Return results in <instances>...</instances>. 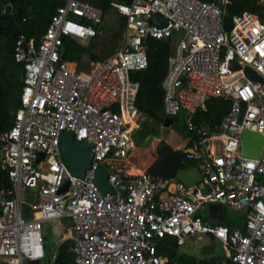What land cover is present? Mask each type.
Returning a JSON list of instances; mask_svg holds the SVG:
<instances>
[{"label":"built area","instance_id":"1","mask_svg":"<svg viewBox=\"0 0 264 264\" xmlns=\"http://www.w3.org/2000/svg\"><path fill=\"white\" fill-rule=\"evenodd\" d=\"M228 2L114 0L112 9L126 23L123 40L89 78L71 71L61 54L65 38L89 42L100 35L96 27L104 14L89 0H62L39 42L19 36L15 60L24 67L25 106L1 136L0 166L11 186L0 189V264H44L43 223L64 218L74 223L68 239L74 264H166L160 241L171 237L183 246L197 235L229 248L218 264H264V150L261 158H251L242 147L246 131L264 136V20L249 11L231 16ZM158 15L166 27L155 24ZM227 16L233 18L231 31ZM175 34L181 38L162 83L163 119L188 115L193 137L179 151L198 164L206 194L198 185L117 168L138 149L135 137L151 120L137 107L140 85L131 75L148 69L150 40ZM247 68L263 82L252 80ZM213 99L229 101V113L220 123L196 122ZM66 131L74 132L76 142L94 143L83 178L64 160ZM101 167L114 193L97 187ZM25 188L39 197L30 221L23 214ZM206 205L246 213L245 230L210 224L199 214Z\"/></svg>","mask_w":264,"mask_h":264},{"label":"trees","instance_id":"2","mask_svg":"<svg viewBox=\"0 0 264 264\" xmlns=\"http://www.w3.org/2000/svg\"><path fill=\"white\" fill-rule=\"evenodd\" d=\"M94 6L101 9L105 17L113 11L111 3L114 0H89ZM206 2H218L221 0H203ZM226 11L231 16L241 15L246 11L258 15L264 20V2L261 0H228ZM122 3L125 0L120 1ZM12 5L14 12L6 15L7 6ZM62 5V0H0V150L1 136L11 129L16 120L17 112L25 106L23 101L24 89V67L15 60V45L20 35H27L29 38H36L37 41L46 33L58 8ZM117 28H120V44L123 40L125 29V19L119 17ZM100 35L95 39H100L106 31L98 25L96 27ZM92 42H94V40ZM67 52L62 60L68 64L71 71L80 73L85 77H91L88 72L89 64L84 62L82 57L70 55L71 51L81 49L83 52L91 50L92 46H83L76 40L65 38L63 41ZM120 48V47H118ZM117 48V49H118ZM116 49V51H117ZM172 40H150L149 41V67L146 70L134 72L131 78L139 83L137 95V107L140 112L151 120L163 119L164 113V91L162 83L168 72V58L172 54ZM91 64L95 65L103 60L93 52L91 53ZM207 111L201 112L196 122L202 119L220 123L224 116L231 109L229 101L213 99L208 102ZM182 159L185 157L181 153ZM11 186L8 174L0 166V189ZM1 217V206H0ZM71 240L62 243L59 249L58 259L54 264H74V256L71 253ZM173 248L174 252L169 251ZM177 241L171 237H166L160 241L158 254L165 257L166 264H176ZM191 263H196L195 261ZM189 264V263H185Z\"/></svg>","mask_w":264,"mask_h":264},{"label":"rangeland","instance_id":"3","mask_svg":"<svg viewBox=\"0 0 264 264\" xmlns=\"http://www.w3.org/2000/svg\"><path fill=\"white\" fill-rule=\"evenodd\" d=\"M122 1V0H117ZM119 15L115 11H111L104 19L101 27L106 31L102 34L100 39H95L94 42L77 40L80 44L88 43L92 46L91 50L82 51L81 49H76L71 51V55L80 56L89 64L88 71L93 70V65L91 64V53L103 57L104 59L110 58L115 54V51L120 47V28H117ZM181 35L175 34L172 39L173 51L179 44ZM188 115L186 113H181L179 116L175 117L174 123L171 127H164V119L161 120H150L149 123L153 128L156 129L155 138L157 140H162L166 145L171 148H176L177 146L188 142L192 139L193 135L187 128ZM155 138L152 143L145 144L141 141L138 136L135 137L138 149L134 154L128 159L132 163L130 165L128 161L119 162L117 168L127 171L132 168V166H137L140 168H145L147 162L158 157L157 148L152 149L155 144ZM154 142V143H153ZM264 180V179H263ZM23 197L25 201L24 206V218L30 221L33 218L32 206L37 204L39 201L38 193L36 190L25 188L23 192ZM200 216L206 220L210 221L209 205H206L199 212ZM226 221L234 226L240 220L243 223L248 221L246 214L244 212H235L233 210H225ZM74 223L71 219H60L47 221L43 223L42 234L45 239V245L47 249V259L43 261L44 264H54L58 259L59 249L63 242L67 241L69 237L73 234ZM200 236L197 235L189 237L186 240V244L183 246H178L176 251V258L183 256L188 262H192L196 258L198 259H213L216 257H221L224 254L223 244L220 241L211 242L207 237L200 240ZM206 236V235H203ZM209 237V236H208ZM169 251L174 252L173 248H169Z\"/></svg>","mask_w":264,"mask_h":264},{"label":"water","instance_id":"4","mask_svg":"<svg viewBox=\"0 0 264 264\" xmlns=\"http://www.w3.org/2000/svg\"><path fill=\"white\" fill-rule=\"evenodd\" d=\"M126 3L131 4L133 0H125ZM14 12L12 5L7 6L6 15L10 16ZM79 22H82L81 18H77ZM155 24L164 28L168 25V21L161 16L154 18ZM226 29L228 31L233 30L234 23L231 16H227L225 20ZM67 52L66 47L61 49L62 56H65ZM247 75L256 81L263 82V79L252 69H246ZM244 113L241 116V120ZM174 123L173 118L164 119V127L169 128ZM156 129L146 121L142 124V129L138 131V138L145 144H149L155 138ZM74 132L66 131L62 139V152L66 164L70 167L71 171L77 177L83 178L87 170L91 166L93 160L92 148L94 143L92 141L76 142ZM243 155L251 158H261L264 150V136L262 134L246 131L242 138ZM158 158L155 163L148 169V172L156 177H162L166 179H177L183 182L188 188H193L198 185L203 192L208 193L207 187L202 183L203 177L198 167L187 169L182 156L181 151H174L169 145L163 144L157 148ZM44 158L41 155L39 161ZM96 184L99 190L103 194L114 193V189L111 187L108 181V171L106 168L101 167L97 172ZM69 184L66 185L62 192L67 191ZM217 208L223 213L225 208L222 205H210L209 209Z\"/></svg>","mask_w":264,"mask_h":264},{"label":"crops","instance_id":"5","mask_svg":"<svg viewBox=\"0 0 264 264\" xmlns=\"http://www.w3.org/2000/svg\"><path fill=\"white\" fill-rule=\"evenodd\" d=\"M126 2V1H125ZM114 11V10H113ZM77 41V40H76ZM83 46H88V43H85V44H82ZM121 46V45H120ZM119 49V48H118ZM116 52V51H115ZM93 65V64H92ZM93 70H94V65H93ZM93 70L92 71H88L90 73H93ZM150 121V120H149ZM155 144L153 145L152 149H156L158 148L159 146L163 145V141L162 140H157L155 138ZM191 141V140H190ZM188 141V142H190ZM188 142H185L179 146H177L176 148H172L174 151H179V148L182 147L184 144L188 143ZM154 143V142H153ZM158 157L154 158L153 160H150L147 162V166L145 168H140V167H137V166H132L131 169L127 170L126 172L127 173H130V172H134V173H137V174H142V173H145L146 171H148V169L155 163V161L157 160ZM185 166L187 169H191V168H196L198 167V164L194 163V162H191V161H187V160H183ZM130 165H132V163L130 162ZM226 210V208H225ZM225 210L224 212L222 213L220 211V209H217V208H211L209 209V213H210V221H207L209 222L210 224H213V225H224V226H227L229 228H231L232 230L234 229H241V230H245L246 228V223H243V221H239L237 222L234 226H232L231 224H229L227 221H226V217H225ZM246 214V213H244ZM246 217L248 219V216L246 214ZM208 238L211 240V242H214V241H217V239L211 237V236H200V240H203L205 238ZM174 239V238H172ZM175 240V239H174ZM222 243V242H221ZM223 244V243H222ZM223 249H224V254L223 256L221 257H216V258H213V259H198L196 258L195 261L196 263H191V262H188L184 259L183 256H179L177 258V263L176 264H185V263H189V264H218L219 261L222 259V258H225V257H228L230 254H231V251L229 250V248L227 246H225L223 244ZM165 258V257H164ZM166 259V258H165ZM192 261V262H193ZM168 262V260L166 259V263Z\"/></svg>","mask_w":264,"mask_h":264},{"label":"bare ground","instance_id":"6","mask_svg":"<svg viewBox=\"0 0 264 264\" xmlns=\"http://www.w3.org/2000/svg\"><path fill=\"white\" fill-rule=\"evenodd\" d=\"M130 174H137V173H134V172H130Z\"/></svg>","mask_w":264,"mask_h":264},{"label":"flooded vegetation","instance_id":"7","mask_svg":"<svg viewBox=\"0 0 264 264\" xmlns=\"http://www.w3.org/2000/svg\"><path fill=\"white\" fill-rule=\"evenodd\" d=\"M151 143H152V142H151ZM151 143H150V144H151Z\"/></svg>","mask_w":264,"mask_h":264}]
</instances>
